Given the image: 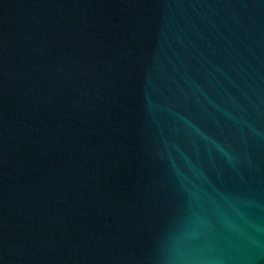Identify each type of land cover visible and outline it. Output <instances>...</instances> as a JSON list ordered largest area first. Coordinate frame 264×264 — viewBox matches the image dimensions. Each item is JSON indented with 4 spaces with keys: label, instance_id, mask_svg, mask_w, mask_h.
<instances>
[{
    "label": "water",
    "instance_id": "obj_1",
    "mask_svg": "<svg viewBox=\"0 0 264 264\" xmlns=\"http://www.w3.org/2000/svg\"><path fill=\"white\" fill-rule=\"evenodd\" d=\"M0 264H264V0H0Z\"/></svg>",
    "mask_w": 264,
    "mask_h": 264
}]
</instances>
